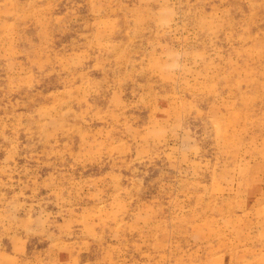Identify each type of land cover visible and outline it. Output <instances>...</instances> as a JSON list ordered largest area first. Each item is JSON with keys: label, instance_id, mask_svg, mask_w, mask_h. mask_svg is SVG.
I'll list each match as a JSON object with an SVG mask.
<instances>
[{"label": "rangeland", "instance_id": "374dc122", "mask_svg": "<svg viewBox=\"0 0 264 264\" xmlns=\"http://www.w3.org/2000/svg\"><path fill=\"white\" fill-rule=\"evenodd\" d=\"M0 264H264V0H0Z\"/></svg>", "mask_w": 264, "mask_h": 264}]
</instances>
